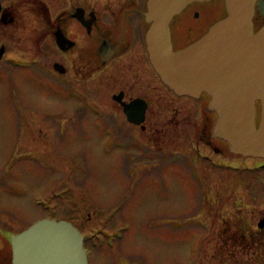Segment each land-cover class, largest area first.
I'll return each mask as SVG.
<instances>
[{
	"label": "rangeland",
	"instance_id": "1",
	"mask_svg": "<svg viewBox=\"0 0 264 264\" xmlns=\"http://www.w3.org/2000/svg\"><path fill=\"white\" fill-rule=\"evenodd\" d=\"M42 1L45 10L39 0H4L17 5L20 21L12 30L0 29V44L15 59L0 65L6 71L0 75V254L9 249L4 234L53 217L84 235L112 230L103 241H115L113 248L104 242L103 249L87 250L89 264H264V239L251 240L264 220V158L239 156L227 168L199 144L213 159L204 174L144 167V155L186 147L191 140L161 130L172 127L122 140L114 135L116 127L73 122L72 106L65 100L59 106L52 81L17 77L33 70L32 57L54 59L48 29L54 4ZM206 6L225 14L224 0ZM110 89L109 94L115 90ZM109 94L93 93L95 118L103 117L96 103L116 110ZM259 118L257 104L256 123ZM223 145V157L231 161L235 156ZM240 228L246 240L237 234Z\"/></svg>",
	"mask_w": 264,
	"mask_h": 264
},
{
	"label": "flooded vegetation",
	"instance_id": "2",
	"mask_svg": "<svg viewBox=\"0 0 264 264\" xmlns=\"http://www.w3.org/2000/svg\"><path fill=\"white\" fill-rule=\"evenodd\" d=\"M148 1L53 0V25H48L44 12L42 18L52 31L54 59L47 62L50 60L32 57L29 61L34 64L33 70L26 71V75L20 73L17 77H41L52 81L56 87L59 106L61 107L60 102L63 100L72 106V113L75 114L71 118L73 122L85 119L89 123L95 121V124L116 127L114 135L122 140L137 136L136 133L139 132L154 133L157 127H172L161 130L164 134L174 132L173 137L177 133H183L182 138L186 136L188 141L191 140L186 147L177 146L166 152L154 151L152 155H144L141 157L144 159V167L165 168L171 172L198 169L204 174L205 165L211 166V162L207 160L212 157L215 158L214 162L218 161L227 168L233 167V160L241 155L229 152L227 145V153L235 158L229 161L223 157L226 154L223 143L226 142L212 135L216 114L209 110L210 96L205 92L178 93L161 80L147 42L151 26L146 17ZM209 2L211 0L193 1L173 16L169 23L173 51L196 43L212 25L227 15L225 7L223 15L216 7L206 6ZM16 6L0 0L1 30H12L19 25ZM38 8L45 10L44 1L39 0ZM251 23L253 33L264 27V0H253ZM6 49L4 44H0V65L4 68L6 63L15 60L7 57ZM19 60L27 61L26 58ZM5 72L0 71V75ZM43 75L47 77H42ZM112 87L115 90L109 94ZM103 90L109 94L116 110L110 111L101 102L96 103L103 112V117L97 119L90 114L92 97L94 92L101 93ZM171 111L174 116L167 114ZM199 144L210 149L212 157ZM127 158L126 156L125 160ZM150 160L153 162L149 163ZM177 160L180 161L179 164L174 163ZM7 197L10 200V196ZM111 231L99 230L87 235L86 251L92 254L97 249H103L106 241L103 239H108V232ZM255 233L264 234V228L257 227ZM10 234L11 232L4 234L8 241ZM122 237L123 235L119 240H123ZM114 242L110 246L105 242V245L107 244L108 249L113 248ZM7 251L8 255L5 257ZM5 252L0 254V264H12L10 242L9 249Z\"/></svg>",
	"mask_w": 264,
	"mask_h": 264
},
{
	"label": "water",
	"instance_id": "3",
	"mask_svg": "<svg viewBox=\"0 0 264 264\" xmlns=\"http://www.w3.org/2000/svg\"><path fill=\"white\" fill-rule=\"evenodd\" d=\"M193 1L208 0L148 1L152 61L171 89L210 96L212 135L225 140L231 153L264 158V27L253 33V0H224L227 16L196 43L173 51L169 23ZM9 239L12 264H88L84 237L63 220L40 219Z\"/></svg>",
	"mask_w": 264,
	"mask_h": 264
},
{
	"label": "trees",
	"instance_id": "4",
	"mask_svg": "<svg viewBox=\"0 0 264 264\" xmlns=\"http://www.w3.org/2000/svg\"><path fill=\"white\" fill-rule=\"evenodd\" d=\"M239 225H237V227H238ZM237 234H239V236L243 239H247V237H248V234H246V229L245 228H240V229H238V231H237ZM254 234H257L256 236H254ZM253 235H251V240L252 241H254L255 239L256 240H260V239H264V238H262L263 237V234H261V235H259L258 233H254Z\"/></svg>",
	"mask_w": 264,
	"mask_h": 264
},
{
	"label": "bare ground",
	"instance_id": "5",
	"mask_svg": "<svg viewBox=\"0 0 264 264\" xmlns=\"http://www.w3.org/2000/svg\"><path fill=\"white\" fill-rule=\"evenodd\" d=\"M255 126H257V123L255 124ZM124 237H122V239H123Z\"/></svg>",
	"mask_w": 264,
	"mask_h": 264
}]
</instances>
